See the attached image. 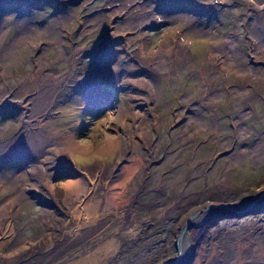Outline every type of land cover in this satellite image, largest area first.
<instances>
[{
    "label": "rangeland",
    "instance_id": "rangeland-1",
    "mask_svg": "<svg viewBox=\"0 0 264 264\" xmlns=\"http://www.w3.org/2000/svg\"><path fill=\"white\" fill-rule=\"evenodd\" d=\"M263 191L264 0H0V264H264Z\"/></svg>",
    "mask_w": 264,
    "mask_h": 264
},
{
    "label": "bare ground",
    "instance_id": "bare-ground-1",
    "mask_svg": "<svg viewBox=\"0 0 264 264\" xmlns=\"http://www.w3.org/2000/svg\"><path fill=\"white\" fill-rule=\"evenodd\" d=\"M117 71V70H116ZM113 73H114V71H113ZM37 105V104H36ZM39 107V106H38ZM37 107V108H38ZM33 126H35L34 124H33ZM24 140V139H23ZM25 140L27 141L28 140V142H26V143H28L29 144V149H27L25 152H26V155H27V157H28V162H29V167H27L29 170H27V171H30L31 173H33L35 176H41V172L42 173H45L46 172V169L47 168H42L41 169V167L40 166H36V165H39V163L42 161V160H44V159H46V157H45V155L47 154V151L48 150H57V151H59V150H64V149H70V148H73L74 146H77V148H79V146L75 143L74 144V146H72V139H67V140H64V139H59V138H54V137H52V136H43V135H41L40 134V132L39 131H34V132H29L28 134H27V136H26V138H25ZM16 142V141H15ZM12 145L15 147L16 146V144L14 145V143H10L9 144V146L12 148ZM24 145V144H23ZM27 145V144H26ZM112 146V142L111 141H106L102 146H101V150H107V149H109L110 147ZM13 147V148H14ZM16 147H18V146H16ZM22 147V146H21ZM82 149H85V148H82ZM22 150H24V149H22ZM44 150V151H43ZM39 152H43V154L41 155V157H40V162H38L37 160L39 159V158H37L38 157V155H39ZM47 160V159H46ZM42 165H43V163H42ZM42 170V171H41ZM41 171V172H40ZM45 177L46 178H49V173L48 172H46V174H45ZM83 182L82 181H80V182H78V185H81V186H83ZM73 186V185H72ZM71 187V186H70ZM22 191V190H21ZM263 197H264V195L261 197V199L260 200H257V201H255L254 203H253V205H252V209H255V207L257 206V204L263 199ZM11 203V202H10ZM235 206H233V208H234ZM236 208V207H235ZM222 209V211L223 210H229V209H232V208H224V207H222L221 208ZM208 211V210H207ZM213 211H211V212H205V214L203 215V216H208L210 213H212ZM203 216H201V217H195L194 218V221H196V220H198V222H201V220H203L202 219V217ZM228 252V251H227ZM186 258V255L184 254V253H182V262L184 261V259ZM230 260V259H229ZM223 261V260H222ZM224 262V261H223Z\"/></svg>",
    "mask_w": 264,
    "mask_h": 264
},
{
    "label": "water",
    "instance_id": "water-1",
    "mask_svg": "<svg viewBox=\"0 0 264 264\" xmlns=\"http://www.w3.org/2000/svg\"><path fill=\"white\" fill-rule=\"evenodd\" d=\"M263 195H264V191L260 194V196L256 199V201L260 200ZM252 205L253 203L246 206L245 210H242L241 208H233V207H224V208H232L229 210L227 209L229 211V215H228L229 217H242L252 212ZM213 208L216 209L215 206L210 205L206 207L204 210H202L201 213H205L207 210L213 209ZM197 215L198 213L192 215L179 228V234L176 236V242H175L176 256L172 259H168L164 262H161L160 264H190L188 263L190 260H187V262L186 261L182 262V252L183 251L181 249V240L189 229L198 225V223L194 221V218L197 217Z\"/></svg>",
    "mask_w": 264,
    "mask_h": 264
},
{
    "label": "trees",
    "instance_id": "trees-1",
    "mask_svg": "<svg viewBox=\"0 0 264 264\" xmlns=\"http://www.w3.org/2000/svg\"><path fill=\"white\" fill-rule=\"evenodd\" d=\"M67 214V213H66ZM65 214V218H70V217H67V215ZM145 216H148V217H151V215H149L148 213H145V214H142L141 213V215L139 216V218H138V221L136 220L135 221V223H133V225L134 226H136V228L138 229H140L139 230V234H141L142 232H143V228H145V230L146 231H149V232H147L144 236H142L141 238L143 239L144 237L145 238H150V237H152V236H154L156 233H153L152 234V228H153V223H152V221L150 220V219H148L147 217L145 218ZM149 220V221H148ZM64 229H67V228H64ZM43 240H45V242H44V244H43V247L44 248H46V249H48V251L47 252H49L50 251V253H52V250L51 249H57V250H60V246H58V244H59V241H57V240H55L52 236H44L43 237ZM39 244V243H38ZM51 244V248H49L50 245ZM54 247V248H53ZM68 250H64V252L65 251H69L70 250V247L69 248H67ZM46 252V253H47ZM67 252H65V253H67ZM64 253H62L61 255H63ZM60 255V256H61ZM46 256V255H45ZM38 260H40V261H38ZM45 259H36L35 260V262L33 263V264H37V263H39V262H42V263H44V262H46V261H44Z\"/></svg>",
    "mask_w": 264,
    "mask_h": 264
},
{
    "label": "flooded vegetation",
    "instance_id": "flooded-vegetation-1",
    "mask_svg": "<svg viewBox=\"0 0 264 264\" xmlns=\"http://www.w3.org/2000/svg\"><path fill=\"white\" fill-rule=\"evenodd\" d=\"M252 212H253V211H252ZM252 212H251V213H252ZM193 258H194V255L192 254V258L190 259V261L193 260ZM190 261H189V262H190ZM191 263H192V261H191ZM191 263H190V264H191Z\"/></svg>",
    "mask_w": 264,
    "mask_h": 264
}]
</instances>
